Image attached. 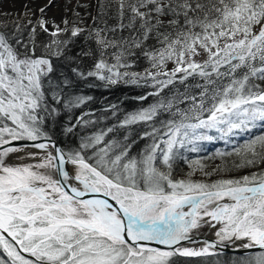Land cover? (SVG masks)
Listing matches in <instances>:
<instances>
[{
  "label": "snow or ice",
  "instance_id": "snow-or-ice-1",
  "mask_svg": "<svg viewBox=\"0 0 264 264\" xmlns=\"http://www.w3.org/2000/svg\"><path fill=\"white\" fill-rule=\"evenodd\" d=\"M77 7L0 21V264H264V0Z\"/></svg>",
  "mask_w": 264,
  "mask_h": 264
},
{
  "label": "trees",
  "instance_id": "trees-1",
  "mask_svg": "<svg viewBox=\"0 0 264 264\" xmlns=\"http://www.w3.org/2000/svg\"><path fill=\"white\" fill-rule=\"evenodd\" d=\"M41 38H46L45 34L41 35ZM143 69V65L138 68L137 70ZM76 91L83 92L85 95H89L93 97V99L88 102L83 109L77 110L76 114H79L80 111H88L92 110L97 115H100L102 110L106 108L108 105L111 104H119L121 107V112L123 111H131L134 109H137L141 106H147L148 104L152 103L154 98L149 97L147 101H140L137 99L138 96L146 94V92L151 91V89H144L141 87H134V86H125V85H118L113 88H104V87H93L89 88L86 84L81 83L77 85ZM109 119L107 121L102 122L99 127H104L107 125H111L114 123V119L111 118L110 114ZM143 130L142 126H136L134 128V134H138ZM261 131L260 128H257L254 130L256 134H259ZM123 134V131L121 132ZM247 138V137H245ZM237 140L240 139V137H236ZM145 141H139L137 145L133 148V153L139 151L140 148L143 147ZM222 142H214L209 143L207 146H203L204 151L200 155H210L215 152L216 149H222L224 148V144H221ZM195 156L196 154H191ZM214 164L212 167H214L217 163H219L218 160L211 161V164ZM181 167H186L185 165H181ZM234 255V253H224V255L218 257L221 261L225 262V264H231V259ZM183 259V258H182ZM215 259V258H212ZM191 264H198V261L196 258L191 259Z\"/></svg>",
  "mask_w": 264,
  "mask_h": 264
},
{
  "label": "rangeland",
  "instance_id": "rangeland-1",
  "mask_svg": "<svg viewBox=\"0 0 264 264\" xmlns=\"http://www.w3.org/2000/svg\"><path fill=\"white\" fill-rule=\"evenodd\" d=\"M6 3H8L10 8H6L7 11H0V21H11L13 19H16L18 16L23 17L24 22L26 23L28 19H31L35 21L40 17V12L36 11V5L38 3H47L45 0H29L30 4H32V9L30 10H22L20 7H16L15 4H13L14 1H17L19 4L21 3V0H4ZM80 4H94V0H53L52 3L47 6L44 18L47 20H55L57 23H60L64 18H68L71 20L72 17V10L75 9V11H79L81 15H84L86 12V9L77 7V3ZM15 9H14V8ZM67 9V11H65ZM92 9L89 8L87 11H91ZM27 12L28 15L24 16L23 14ZM7 13V15H5ZM209 143H205L203 146H207ZM223 144V143H221ZM214 164L212 163L211 166ZM184 171H187L186 167H181ZM196 178H200L197 176Z\"/></svg>",
  "mask_w": 264,
  "mask_h": 264
},
{
  "label": "bare ground",
  "instance_id": "bare-ground-1",
  "mask_svg": "<svg viewBox=\"0 0 264 264\" xmlns=\"http://www.w3.org/2000/svg\"><path fill=\"white\" fill-rule=\"evenodd\" d=\"M46 1V0H45ZM53 1V0H52ZM47 3H38L36 5L35 10L39 11L40 8L45 7L47 8V6H49V0L46 1ZM13 4L16 5V7H20V9L22 10H30L32 9V4H30L29 0H21V3L19 4L17 1H14ZM11 5H9L8 3H6L4 0H0V11H7L6 8H10ZM14 8V7H13ZM15 9V8H14ZM206 234L210 235L211 232H208L207 230L204 231Z\"/></svg>",
  "mask_w": 264,
  "mask_h": 264
},
{
  "label": "water",
  "instance_id": "water-1",
  "mask_svg": "<svg viewBox=\"0 0 264 264\" xmlns=\"http://www.w3.org/2000/svg\"><path fill=\"white\" fill-rule=\"evenodd\" d=\"M203 238H206V239H208V240H212V239H214V235L211 233L210 235H208V234H206L205 232L203 233ZM197 246H199V245H197ZM224 253H234L231 249H228V250H225V252ZM235 254H237V253H235Z\"/></svg>",
  "mask_w": 264,
  "mask_h": 264
}]
</instances>
